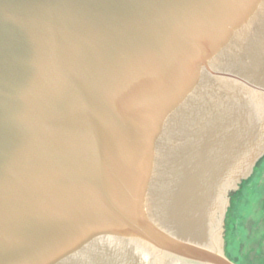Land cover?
Wrapping results in <instances>:
<instances>
[{
    "label": "water",
    "instance_id": "95a60500",
    "mask_svg": "<svg viewBox=\"0 0 264 264\" xmlns=\"http://www.w3.org/2000/svg\"><path fill=\"white\" fill-rule=\"evenodd\" d=\"M264 156V0H0V264H234Z\"/></svg>",
    "mask_w": 264,
    "mask_h": 264
},
{
    "label": "rangeland",
    "instance_id": "374dc122",
    "mask_svg": "<svg viewBox=\"0 0 264 264\" xmlns=\"http://www.w3.org/2000/svg\"><path fill=\"white\" fill-rule=\"evenodd\" d=\"M225 256L234 264H264V156L230 195L224 216Z\"/></svg>",
    "mask_w": 264,
    "mask_h": 264
}]
</instances>
